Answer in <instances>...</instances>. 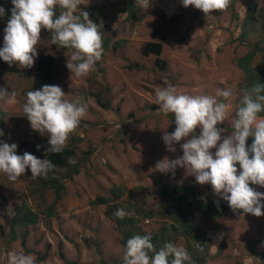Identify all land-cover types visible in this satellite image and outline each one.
Instances as JSON below:
<instances>
[{
    "label": "rangeland",
    "instance_id": "374dc122",
    "mask_svg": "<svg viewBox=\"0 0 264 264\" xmlns=\"http://www.w3.org/2000/svg\"><path fill=\"white\" fill-rule=\"evenodd\" d=\"M123 1L49 0L66 9L65 18L72 16L71 10L104 7L102 29L77 32L84 38H107L108 47L96 49L97 67L78 41L60 50L47 37L35 20L38 0L0 1V45L8 38L23 45L16 72L5 71L0 61V109L5 113L0 125V264H160L155 257L145 259L140 247L121 246L117 207L123 216L133 214L134 207L155 208L162 200L157 180L188 184L190 178L202 199L220 197L230 206L214 221L194 213L195 225L207 237L203 264H264L258 256L264 249V170L250 173V183L236 165L244 146L255 139L264 142V117H234L242 78L235 59L260 36L258 21L242 23V18L249 2L258 7L261 0H134L142 14L138 20L126 18ZM9 3L26 10L20 21L5 17ZM157 8L166 12L167 20L156 14ZM153 29L166 35L159 53L164 69L154 65L152 54L139 52L143 41L153 39ZM39 53L52 55L58 67L44 94L48 116L26 113ZM95 96L107 99L109 107L102 108ZM171 113L184 115L173 133L168 131ZM50 140L71 143L72 161L77 160V172L61 180L64 190L55 202L50 189L42 197L29 194L30 175L3 165L26 152L29 166L40 173ZM251 151L256 155L258 150ZM209 154L234 166L231 179L209 171ZM118 185L124 188L115 197ZM97 197H111L114 215H105L108 203L95 204ZM22 202L38 213L36 222L25 227L24 247L23 229L12 239L5 223ZM48 206L52 216L42 213ZM161 220L156 214L140 219L138 226L158 232ZM214 223L218 229L210 228ZM185 243L178 234L164 254L184 255Z\"/></svg>",
    "mask_w": 264,
    "mask_h": 264
},
{
    "label": "trees",
    "instance_id": "16d2710c",
    "mask_svg": "<svg viewBox=\"0 0 264 264\" xmlns=\"http://www.w3.org/2000/svg\"><path fill=\"white\" fill-rule=\"evenodd\" d=\"M2 1V0H0ZM209 4H213L211 0H205ZM114 5V4H112ZM81 8V7H80ZM122 8L126 13V18L138 20L142 14L138 13V6L134 0H126L122 2ZM26 10L18 4H6L4 12L6 17L15 22L20 21V17ZM66 9L62 6L51 5L49 0H38V8L34 10L35 20L42 25L47 37L51 38L58 49L64 50L71 40L80 43V50L85 52L92 60L94 67L98 66L99 54L95 53L97 46L102 48L108 47L107 38L103 40L84 38L77 32H83L89 26L98 24L97 16L105 17L106 10L101 5H93L82 12L71 10L72 16L65 18ZM156 14L163 20H167V14L163 10L155 9ZM170 19V18H169ZM247 19L258 21L260 36L248 44L247 50L236 57V66L242 72L241 82L238 83L240 94L236 98L235 117H240L243 113L255 114L264 117V0L258 7L252 2L246 5L242 18V23ZM75 29L71 38L67 36V31ZM77 29V31H76ZM152 40L143 41L139 46L141 55L152 54L154 56L153 63L160 69L165 68V61L159 58L161 42L166 35L163 31L153 29L151 32ZM2 51L1 67L5 71L16 72V57L22 55V42L8 38L0 45ZM117 49L116 44H112L111 50ZM260 55L259 60L257 56ZM82 56L77 62L82 61ZM84 59V57H83ZM58 67L55 65V59L50 54H38L35 60V66L32 71L31 89L33 94L30 103L26 108L27 114L43 115L48 114L50 104L44 98V93L49 90L52 78L56 75ZM96 102L102 107L108 106V100H101L95 96ZM0 114V123L2 118ZM168 131L170 133L178 131L182 125L184 115L179 113H171L168 117ZM227 129V128H226ZM199 135V134H198ZM264 137V132L262 134ZM200 137V135H199ZM202 138V137H200ZM78 140V138H75ZM251 150H258L254 155ZM28 154L26 152L17 154L14 160H5L4 167L11 172H26L30 175L27 182V192L29 194L40 197L44 195L47 189L52 190V202L57 201L64 190L62 179L70 178V175L77 172V160H74V146L71 143L61 145L57 141L50 140L46 144L45 149V166L40 173H35L36 169L29 166ZM210 172L225 174L229 179L233 177L234 166L226 163L222 158L209 154ZM26 165V169L23 166ZM236 165L240 173L249 181L253 182L249 173L261 174L264 170V143L254 140L249 146H244L236 160ZM158 194L161 201L157 202L155 208L139 209L134 207V213L130 216H123L117 207L115 214V222L118 224V232L120 233L119 242L125 249L128 246H137L141 248L145 259L155 257L160 259V264H203L207 253V237L205 230L198 227L194 223L195 211L200 213L203 220L214 221L218 217L229 211V204L223 198H201L196 187L195 179L190 178L188 184L171 183L157 180ZM122 185L115 187V197L120 195ZM111 197H97L96 203H108L105 215L110 217L114 215L111 208ZM264 201V195H263ZM129 211L127 205L124 207ZM45 216H52L54 211L48 206L43 212ZM37 212L31 210L24 202L16 205L11 216L5 217V223L10 228L9 237L16 239V230L23 229L20 243L24 247L23 237L26 235V226L34 224L37 218ZM161 218L159 231L146 232L138 222L143 218H152L153 216ZM169 223H165L166 220ZM212 229H218L219 224L210 225ZM186 238V253L182 256H176L174 253L164 254V249L171 245L177 235ZM253 240H249L248 244H252ZM258 256L264 263V249L258 252Z\"/></svg>",
    "mask_w": 264,
    "mask_h": 264
},
{
    "label": "clouds",
    "instance_id": "9594fccd",
    "mask_svg": "<svg viewBox=\"0 0 264 264\" xmlns=\"http://www.w3.org/2000/svg\"><path fill=\"white\" fill-rule=\"evenodd\" d=\"M212 3H213V2H212ZM94 5H97V4H94ZM91 6H93V5H91ZM89 7H90V6H89ZM5 17H6V14H5ZM99 17H101V16H100V15L97 16V22H98L97 25H95V26H89V27L86 28L85 30H88L90 27H93V28L95 27V30H96V29H102V28H100L101 25H100V23H99ZM6 18H7V17H6ZM7 19H8V18H7ZM9 20H10V19H9ZM72 30L75 31V29H72ZM85 30H84V31H85ZM99 31H100V30H99ZM98 37H99L100 39H102V40H103L104 38H106V37H103L102 34L99 35V36H97V37H93V36H92V37H88V38L97 39ZM88 38H86V39H88ZM2 44H3V43H2ZM97 47H100V46H97ZM97 47H96V49H97ZM22 48H23V45H22ZM101 48H102V47H101ZM96 49H95V53H97V52H96ZM39 54H40V53H39ZM85 54H86V53H85ZM22 55H23V53H22ZM37 55H38V54H37ZM37 55H36V56H37ZM86 55H87V54H86ZM2 56H3V54H2V51H1V49H0V59L2 58ZM20 56H21V55H20ZM18 57H19V56L16 57V66H17V58H18ZM34 66H35V62H34ZM17 69H18V67H17ZM30 89H31V86H30ZM31 91H32V89H31ZM45 93H46V92H45ZM45 93H44V94H45ZM32 94H33V91H32V93H31V95H32ZM30 98H31V96H30ZM29 103H30V99H29ZM1 113L3 114V115H1L2 122H3V119H4V115H5V113H4L3 110L0 109V114H1ZM243 114H244V113H243ZM243 114H242V115H243ZM247 114L257 116V115H255V114H250V113H247ZM31 115H33V114H31ZM43 115L48 116L49 113H48V114H43ZM242 115H241V116H242ZM38 116H40V115H38ZM241 116H240V117H241ZM234 117H235V115H234ZM240 117H238V118H240ZM257 117H263V116H257ZM235 118H236V117H235ZM238 118H236V119H238ZM2 122H1V123H2ZM1 123H0V125H1ZM253 131H255V130H253ZM259 142H262V141L259 140ZM262 143H264V142H262ZM61 145H62V144H61ZM66 145H67V144H66ZM6 160H7V159H6ZM8 160H10V159H8ZM7 169H8V168H7ZM8 170H9V169H8ZM261 173H262V172H261ZM249 174H250V173H249ZM256 175H257V174H256ZM259 175H260V174H259ZM249 176H250V175H249ZM70 177H71V176H70ZM250 178H251V177H250ZM251 179H252V178H251ZM252 180H253V179H252ZM250 183H254V180H253V182H250ZM118 186H119V185H118ZM263 194H264V193H263Z\"/></svg>",
    "mask_w": 264,
    "mask_h": 264
}]
</instances>
